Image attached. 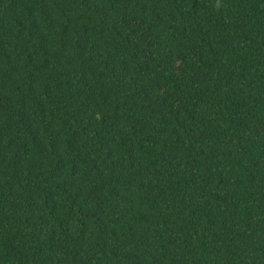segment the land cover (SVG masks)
<instances>
[{
  "label": "trees",
  "instance_id": "trees-1",
  "mask_svg": "<svg viewBox=\"0 0 264 264\" xmlns=\"http://www.w3.org/2000/svg\"><path fill=\"white\" fill-rule=\"evenodd\" d=\"M0 264H264V0H0Z\"/></svg>",
  "mask_w": 264,
  "mask_h": 264
}]
</instances>
